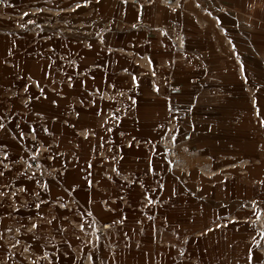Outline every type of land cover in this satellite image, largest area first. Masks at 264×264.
<instances>
[{
    "label": "crops",
    "instance_id": "1",
    "mask_svg": "<svg viewBox=\"0 0 264 264\" xmlns=\"http://www.w3.org/2000/svg\"><path fill=\"white\" fill-rule=\"evenodd\" d=\"M216 4L91 0L70 16L76 31L68 36L47 32L40 5L20 9L21 21L4 18L0 264H264L263 228L206 222L215 205L205 188L215 185L157 177L163 165L153 164L173 142L185 148L178 143L184 118L160 109L204 86L200 76H213V68L222 77L236 67L222 55L236 54L223 33L218 63L208 56L219 51ZM247 29L263 48L264 30ZM251 93L246 87L243 104L229 98L228 106L251 108ZM231 171V180L216 178L238 180ZM246 171L261 173L255 165Z\"/></svg>",
    "mask_w": 264,
    "mask_h": 264
},
{
    "label": "rangeland",
    "instance_id": "2",
    "mask_svg": "<svg viewBox=\"0 0 264 264\" xmlns=\"http://www.w3.org/2000/svg\"><path fill=\"white\" fill-rule=\"evenodd\" d=\"M90 4L91 0H0V25L3 27L4 18L11 14L19 21L25 19L21 13L26 5H40L44 7L47 32L51 34L60 28L62 35H74L76 26L70 16ZM222 5L225 6L224 10L220 8ZM216 8L218 30L214 34L216 50L219 48V51L208 56H215L216 59L210 61L218 63L219 35L223 33L233 53L236 49V54L228 55L223 51L222 55L226 59L234 58L236 67L229 72L227 64L225 70L229 73L222 77L219 76V67L213 68V76H200L204 86H198L196 90L189 89L185 92L184 101L172 97V105L169 104L166 110L160 109L164 112L160 114L172 116L173 119L184 118L179 125V132H175L180 135L179 145L185 148L176 149L175 141L166 155L154 157L153 164L163 165L158 167L160 175L157 177L166 180H201L215 185L205 188L206 202L211 201L215 205L211 210L214 213L209 215L206 222L228 229L230 224L237 228L243 227L247 220L246 224L252 223L260 231L264 229V47H256V39L248 35L247 28L264 30V6L262 0H218ZM54 23L58 25L55 28ZM206 26L207 21L204 24ZM198 36L206 40L208 35L199 32ZM206 71L207 68L203 70L204 73ZM246 87H252L251 108L246 107V104L245 108H235L234 103L228 106L229 98H242L243 104ZM250 116L252 122L245 126ZM251 126L253 133L248 128ZM252 138L257 139L254 142L256 145L246 150L244 144ZM252 165L259 166L261 173L247 172V168ZM233 169L240 176L239 181L227 183L216 178L220 175L231 180L234 178ZM246 176L249 177L243 179ZM242 187L245 190L247 187L249 192L241 194ZM242 210L247 211L241 214Z\"/></svg>",
    "mask_w": 264,
    "mask_h": 264
},
{
    "label": "built area",
    "instance_id": "3",
    "mask_svg": "<svg viewBox=\"0 0 264 264\" xmlns=\"http://www.w3.org/2000/svg\"><path fill=\"white\" fill-rule=\"evenodd\" d=\"M224 8H225V6L222 5V6H221V9H224ZM37 165H38V161H37L35 158L27 162V167H28L29 169H31V168H33V167H36ZM107 226H108L107 223L102 224V228H106ZM94 264H104V263H99V262H97V263H94ZM115 264H118V263H115Z\"/></svg>",
    "mask_w": 264,
    "mask_h": 264
}]
</instances>
